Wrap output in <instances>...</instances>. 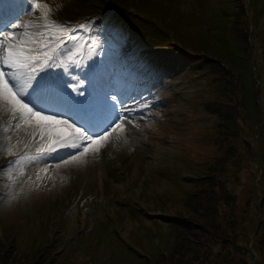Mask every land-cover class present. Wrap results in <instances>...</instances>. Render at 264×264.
<instances>
[{"label":"rangeland","instance_id":"1","mask_svg":"<svg viewBox=\"0 0 264 264\" xmlns=\"http://www.w3.org/2000/svg\"><path fill=\"white\" fill-rule=\"evenodd\" d=\"M140 1L142 3V9L146 10L150 15L151 12L149 9L142 0ZM143 1L153 11L157 10L161 17L166 18L168 21L173 20L174 22L172 24L179 28L199 26V31H201V27L211 20H214V26L211 32L193 34L190 37L184 29L182 35L190 37L191 40L188 43L204 48L209 56L213 55V49H216L219 45L224 54L227 53L224 48L226 45L221 40V33L226 22L221 20L217 14L211 13V15L206 16L205 13H200L196 15V11L192 9L191 5L185 1L180 3L179 1L181 0ZM187 1H190L192 5L194 3L200 10L203 0ZM213 1L216 4L218 0ZM119 3L120 9L131 11V21L127 26L131 27L132 25L138 24V22L132 20L135 18V12L133 10L134 1L119 0ZM262 5H264V0H250L249 18L253 25V55L251 59L237 60L231 53L225 55L227 58L226 66L231 68V64H235L237 68L239 78L232 72L235 79L233 80L231 93L233 92L238 105L243 100H251V97H255L256 93L258 97L259 86L255 83V76L258 78L257 83H260V88H264V50L260 47L259 43L264 37L261 29V24L264 19L258 14V10ZM172 6L182 9V11L179 9L176 11V8H171ZM166 9L167 11H164ZM211 9L215 11V6H211ZM176 12L178 17H174L172 14ZM202 19H205L206 24ZM168 27H170L169 23ZM188 30L193 31V29ZM215 31L219 32L218 36L213 35ZM119 33L124 36L122 32ZM122 35L119 39L122 38ZM126 36L129 37V40H126V42L121 40L122 43L118 42V44L114 43L111 38L104 39V41H107L110 50L102 53L99 58L102 59L106 53L112 52V57L116 60L113 73L116 75L118 81L120 82L122 79L128 83L130 81L128 79L129 75H121L134 73L137 80L131 82L130 85L135 87L139 83L138 87L144 90L145 94L149 93L154 96V98L150 96V99H143L149 103V108L144 109L142 113H134L137 117L140 115L144 116V119L138 120L140 129L129 132V143L127 144L122 140L113 139L103 149L102 153L87 156L85 158L88 161L86 164H73L71 166L61 164L60 167H56L55 161H49L52 167L47 171H43L44 164L33 163L26 165L25 175L21 176L20 182L15 185L16 192H20L21 188L24 189L18 199L10 201L6 194V189L0 198V235L2 236L1 232L4 230L7 235L5 237L6 241L10 243L14 241L17 231L28 239L30 235L33 237L34 234L38 237L43 232L46 233L48 223L45 225V222L48 221L47 218L50 215L52 216V213L54 215L56 213L60 214L58 218L54 217V224L51 229L49 228V235H53L52 232L58 234L53 247L56 251L63 253L65 258L68 250L69 256L67 257V261L69 264H86L85 262L88 263L89 260L93 262L92 264H128L130 260L129 255H123L125 251H119V247L122 245L120 240H116L113 243L115 245L112 248L116 252L112 255L109 252L111 248L110 242L114 238L112 232L115 231L114 226L116 225L120 231L118 233L122 235L131 234L133 230L138 233H143L144 228L142 224L152 225L155 232L157 229L159 233L165 235L164 238L160 239L159 244V236H156V234L153 235L154 232L147 233L149 237L146 239L145 236L147 237V235L131 234L124 237L123 242L142 247L152 254L157 253V244L158 249H162L167 247V243L170 240L172 241L173 237L166 233L165 227L168 217L164 215L166 213L160 212L162 203H164V208H168L170 205L172 206V194L180 191V183H185L184 177L188 176L183 150L186 147H190L188 146L190 144L188 141H192L194 138L191 128L193 126L207 125L209 121L212 123L217 121L214 113L210 114L209 121L204 118L195 119V116L201 113V109L193 93L201 91L204 84H208L217 87L220 94H225L223 91L225 86L224 82H222L223 79L215 81L209 75H206L208 79L203 81V75L199 73L202 67L195 66L192 68L190 63L183 65L180 62H176L178 65H174V63V66L167 65L164 66L165 68L155 67L154 64L157 63V60L170 48H164L161 51L162 49H158L156 42L154 44L156 45L154 49L155 54H150L148 49L144 51H133L132 48H129V42L127 41H131L137 46H142L143 42L135 41V38H132L131 34L126 33ZM218 40L221 41L218 42ZM160 44L166 45V40L163 39ZM233 48L237 50L238 46L233 44ZM129 55L133 58H130ZM156 56L159 58H156ZM216 57L221 59L220 52L213 59ZM164 69H167V71L161 75L159 72H162ZM151 79H153V85L146 84ZM158 82H164L165 89L163 85L158 86ZM240 84L242 85L241 90L239 89ZM133 91V89H130L128 92L131 93ZM235 113L237 120L247 122L245 120V112L239 110L238 106ZM0 115L2 117L7 116L6 114ZM9 119L10 117L7 120ZM4 122H1L0 125ZM250 127V124L246 125L247 131L245 133L248 136L251 133ZM235 128L236 126H234V130ZM2 135H0L1 141ZM251 137L249 136L250 139ZM261 137L257 138L259 144L264 142V139ZM19 138L23 141L26 138V133L21 132ZM13 142H15V137ZM248 143L251 144V141L249 140ZM187 155L189 157L186 156V162L189 164L193 165V159H198L196 153L193 151H189ZM0 157H3V163L1 159L0 164L6 163L9 159L6 155L2 154H0ZM256 159L264 166L263 151H252V164ZM210 164L208 162L206 165L208 166ZM28 177H31L35 183L25 186ZM252 182L248 176L246 187L251 188ZM230 185L232 186L233 183ZM244 189L238 188L234 193L237 210H244L246 208V201L252 198L253 193H248ZM241 190L243 191L238 192ZM225 191L229 192V190ZM74 192L80 193L81 197L87 200L85 211L95 220L96 227H93L89 235L91 242H94L95 235H101L99 242L90 246V248L87 247V251L81 249V251L77 250L73 252L64 243L65 240H69L68 237L73 234L75 225L78 222L76 217V209L78 206L68 209L71 200H68V198L72 197ZM206 193H211V191L208 190ZM59 194L67 197L64 208H61L63 212L54 205ZM253 199L252 204L257 198L254 197ZM83 203L85 202L83 201ZM260 210L264 218V208L262 210L260 206ZM187 212L191 214L190 211L187 210ZM221 214L223 215L222 217L225 216L224 211ZM154 218L158 221L157 226L153 223L150 224V221ZM9 219L13 223L8 222ZM200 221L202 224H206L208 219L205 216ZM139 222L141 225L137 226ZM58 226L60 230L57 232ZM28 227H30L33 233L31 232L30 234ZM83 231L82 229L80 233ZM197 231L195 234H191V240L188 239L190 243V255L188 257L187 250H185L182 255L181 264H198L201 258L207 255L205 251L207 245L205 244L204 230ZM40 241L45 245L47 239L44 240V237H42ZM245 241L243 244L246 247L248 246V240ZM16 244H18V241ZM218 249L219 247L216 248V251ZM250 263L252 264V259Z\"/></svg>","mask_w":264,"mask_h":264},{"label":"snow or ice","instance_id":"2","mask_svg":"<svg viewBox=\"0 0 264 264\" xmlns=\"http://www.w3.org/2000/svg\"><path fill=\"white\" fill-rule=\"evenodd\" d=\"M18 7L15 0H0V12ZM62 7L56 0H25L23 16L0 29V114L10 117L0 125V154L9 158L0 164V179L8 181L3 187L10 201L24 191L15 185L26 165L44 164L47 171L49 161L56 167L86 164L113 139L129 143V132L144 119L134 113L150 107L137 100L139 93L118 87L105 60L96 59L110 49L107 41H93L90 22L57 19ZM108 35L118 44L121 33ZM34 183L28 177L25 186Z\"/></svg>","mask_w":264,"mask_h":264},{"label":"trees","instance_id":"3","mask_svg":"<svg viewBox=\"0 0 264 264\" xmlns=\"http://www.w3.org/2000/svg\"><path fill=\"white\" fill-rule=\"evenodd\" d=\"M262 13V12H261ZM240 59H246L248 57L242 55ZM239 60V56L235 58ZM237 75V68L235 64H231V68L226 64L217 67L215 72V81L222 80L225 88L223 89L225 94L218 92L217 98L222 99L221 105L218 107V113L224 120V127H220V151L211 158V165L206 176L203 178H211V183H206L202 189L194 187V190L189 192L186 204H182V208L191 211L196 214V217L189 219L179 220L181 229L180 236L176 235L181 240L183 236L184 244L190 245L191 234L204 230L205 244L207 255L201 258L198 264H249L253 255L246 249L243 244L248 240V236L254 232L252 248L257 254V259L253 264H264V218L261 213V209L264 208V197L260 200V203L251 209L253 198H257L256 193L252 194L251 190L246 187L245 180L250 177V181L256 176L257 170L252 166L250 171H247V165L252 157V151L264 146V142L259 144L258 141L252 140L249 136H253V133L258 134L256 138L264 139V92L260 98V88L256 96H252L251 100H243L240 105L233 92V80L234 75ZM239 78V77H238ZM237 85V84H236ZM240 84L239 89L241 90ZM218 90V88H217ZM262 100V101H260ZM245 112V120L242 122L237 120L236 108ZM263 109V110H262ZM250 124L251 133L248 136L246 125ZM234 126H236L234 130ZM249 140L251 144H249ZM243 149V150H242ZM246 172L247 175L244 173ZM264 181V174L261 176ZM201 178V179H203ZM223 180H222V179ZM225 184L233 183L229 188V192H225L223 189L218 192L219 184L221 182ZM245 188L244 190L252 194V198L246 201L245 210H237L236 197L234 195L236 189ZM208 190L211 193H206ZM262 190V195L264 190ZM238 191V192H242ZM191 194V195H190ZM254 195V197H253ZM224 211L225 216L221 214ZM208 219L206 224L201 223V218ZM224 219V220H223ZM193 222V223H192ZM193 225V226H192ZM197 231V232H198ZM177 240L174 243L176 246ZM219 249L216 251V248ZM3 253L0 255V264H56L59 262L54 261L53 257L48 254L45 248L34 249V256L23 253L15 252L16 246L11 247L4 246ZM217 252V253H216ZM158 253V251H157ZM216 253V254H214ZM168 255V253H163ZM239 256V258H237ZM154 258V257H152ZM152 258H146L143 264H181L182 259L178 255L171 254L170 256H160L155 261H151Z\"/></svg>","mask_w":264,"mask_h":264},{"label":"bare ground","instance_id":"4","mask_svg":"<svg viewBox=\"0 0 264 264\" xmlns=\"http://www.w3.org/2000/svg\"><path fill=\"white\" fill-rule=\"evenodd\" d=\"M160 85H161V86L163 85V86H164V89H165V83H160Z\"/></svg>","mask_w":264,"mask_h":264}]
</instances>
